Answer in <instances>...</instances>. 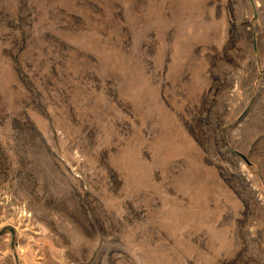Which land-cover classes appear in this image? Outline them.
<instances>
[{"label": "rangeland", "instance_id": "1", "mask_svg": "<svg viewBox=\"0 0 264 264\" xmlns=\"http://www.w3.org/2000/svg\"><path fill=\"white\" fill-rule=\"evenodd\" d=\"M0 264H264V0H0Z\"/></svg>", "mask_w": 264, "mask_h": 264}]
</instances>
